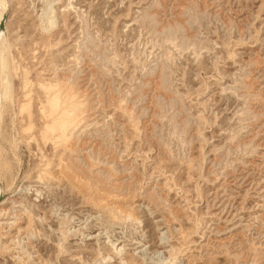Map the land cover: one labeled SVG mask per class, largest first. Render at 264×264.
Returning <instances> with one entry per match:
<instances>
[{
    "label": "rangeland",
    "instance_id": "rangeland-1",
    "mask_svg": "<svg viewBox=\"0 0 264 264\" xmlns=\"http://www.w3.org/2000/svg\"><path fill=\"white\" fill-rule=\"evenodd\" d=\"M6 3L0 264H264V0Z\"/></svg>",
    "mask_w": 264,
    "mask_h": 264
},
{
    "label": "bare ground",
    "instance_id": "bare-ground-1",
    "mask_svg": "<svg viewBox=\"0 0 264 264\" xmlns=\"http://www.w3.org/2000/svg\"><path fill=\"white\" fill-rule=\"evenodd\" d=\"M8 6L6 0H0V23L7 18ZM7 20L5 21L6 29ZM52 26L46 28L50 30ZM9 43L3 34L0 35V118L2 116L3 104L8 100L11 101L10 97L12 94V86L9 77L10 61L7 56L9 52ZM12 78V77H11ZM53 90L54 96L50 97L48 103L50 104V122L51 124L47 127L48 131L57 132L59 134L58 140L66 139V132L69 127L72 130L78 126L76 121V113L80 111V105L74 100L69 101L71 98H60L58 93V86H50L47 91ZM10 99V100H9ZM82 100V99H81ZM81 104V103H80ZM85 104V103H84ZM25 104L20 106V111H23ZM42 175V174H41ZM40 177V176H39ZM0 187V196H1ZM107 210V209H106ZM108 211V210H107Z\"/></svg>",
    "mask_w": 264,
    "mask_h": 264
},
{
    "label": "water",
    "instance_id": "water-1",
    "mask_svg": "<svg viewBox=\"0 0 264 264\" xmlns=\"http://www.w3.org/2000/svg\"><path fill=\"white\" fill-rule=\"evenodd\" d=\"M7 20V18H5L1 23H0V35L3 34L5 32V21Z\"/></svg>",
    "mask_w": 264,
    "mask_h": 264
}]
</instances>
